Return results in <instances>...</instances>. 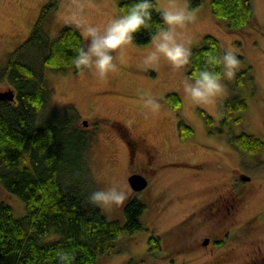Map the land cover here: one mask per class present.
I'll list each match as a JSON object with an SVG mask.
<instances>
[{"label": "rangeland", "instance_id": "rangeland-1", "mask_svg": "<svg viewBox=\"0 0 264 264\" xmlns=\"http://www.w3.org/2000/svg\"><path fill=\"white\" fill-rule=\"evenodd\" d=\"M50 1L0 0V67L7 64L10 53L30 36L42 8ZM119 2L60 0L58 9L48 15L44 32L50 39L55 38L70 24L66 22L67 17L81 6L88 23L106 24L119 12ZM156 3L158 8L170 3H187L190 7L188 0H156ZM252 3L254 16L250 24L232 31L214 17L211 0H201L200 5L192 9L196 14L195 22L182 30L191 38L192 48L210 34L220 41L222 51L230 48L239 58L236 75L224 81L225 94L215 104L194 105L186 97L180 81L188 75V66L174 70L166 61L155 69L144 66V56L153 50L151 42L145 45L133 42L127 46L118 58V70L103 79L74 68L65 72L44 69L45 79L54 90L51 105L60 109L67 104L74 105L80 114L78 125L92 137L88 158L97 190L117 182L126 187L127 152L116 134L118 120L125 123L132 134L147 135L149 142L160 150L159 158L130 164L132 169H145L163 178L152 192L155 204L151 206L148 200L151 208L143 214L144 230L124 236L120 250L101 256L97 264H128L131 261L135 264H264L260 259L264 256V221L248 236L246 231L237 230L234 237H219L223 240L221 247L201 244L207 235L233 227L218 225L217 221L209 219L217 216L219 208L212 205L203 210L201 207L227 192L233 173L236 174L234 183L239 186L247 175L248 166L255 161L252 156L261 157L255 166L264 172V147L247 156L229 142L232 136L242 133L255 135L264 142V0H252ZM75 26L83 35V27ZM83 38L86 44L84 35ZM244 70L248 74L244 83L238 84V74ZM4 89L7 85L0 83V90ZM145 91L159 98L161 109L158 113L152 114L142 103L140 94ZM172 92L182 99L178 109H172L165 99ZM233 97L243 99L248 108L239 114L241 121L232 119L223 125L222 107ZM200 110L213 118L211 125ZM180 119H184L194 132L185 141L179 138ZM84 120L88 122L86 126L82 124ZM2 201L13 208L17 217L25 215L24 201L0 184ZM246 203L239 223L264 208V182ZM103 210L109 218L124 219L119 207ZM158 211L155 222L153 217ZM190 214H193L192 222H184ZM152 235L162 237L161 247L154 252L149 251L148 240ZM252 240L257 241L253 244ZM258 246L260 254L255 251Z\"/></svg>", "mask_w": 264, "mask_h": 264}, {"label": "trees", "instance_id": "trees-1", "mask_svg": "<svg viewBox=\"0 0 264 264\" xmlns=\"http://www.w3.org/2000/svg\"><path fill=\"white\" fill-rule=\"evenodd\" d=\"M188 1L191 9L201 3ZM133 2L120 0L119 11ZM59 3L51 0L42 8L30 36L0 67V83L15 92L13 101L0 99V184L21 198L26 209L24 216L17 217L10 205L0 202V264H60V251L70 252L74 264H97L101 256L120 250L124 236L144 230L143 202L131 201L123 220L109 218L102 208L89 202V196L97 191L88 158L92 137L78 125L80 114L74 105L61 109L51 105L54 90L45 79L44 69L65 72L74 68L71 60L85 45L81 31L72 24L64 26L53 39L44 32L48 15ZM211 10L232 31L249 25L254 16L252 0H211ZM152 21L162 24L161 13L155 9ZM153 35L155 27L151 32L142 29L134 34V42L145 45ZM210 50L222 52L220 41L207 34L192 48L188 75L204 67L205 54ZM247 74L245 70L239 73L237 83H244ZM165 99L172 109L182 104L175 92ZM247 108L239 97L227 99L222 107L223 125L232 119L241 121L239 114ZM200 112L211 125L213 118ZM178 126L181 141L193 135L184 119ZM229 142L251 154L264 147L260 138L248 133L232 136ZM148 241L150 252L161 247L159 236L152 235Z\"/></svg>", "mask_w": 264, "mask_h": 264}, {"label": "clouds", "instance_id": "clouds-1", "mask_svg": "<svg viewBox=\"0 0 264 264\" xmlns=\"http://www.w3.org/2000/svg\"><path fill=\"white\" fill-rule=\"evenodd\" d=\"M161 13L162 24H154L152 10ZM83 7L73 11L66 22L83 27L87 43L76 50L71 64L77 72L89 71L103 79L118 70V58L127 46L134 42V34L140 30L151 32L153 50L143 58V65L155 69L166 61L172 69H184L191 65L193 56L192 41L182 31L195 22L196 14L187 3L177 5L170 3L157 8L156 0H134L103 25L88 23L83 17ZM240 61L232 49L217 53L210 50L205 54L204 67H197L191 75H185L180 81L183 92L194 105H210L225 94V80H231L239 69ZM219 69V70H217ZM142 103L152 114L161 109L159 98L151 92L140 94ZM89 202L102 209L113 206L122 207L129 199V191L121 183L94 191ZM60 264H74L75 257L66 251L58 254Z\"/></svg>", "mask_w": 264, "mask_h": 264}, {"label": "flooded vegetation", "instance_id": "flooded-vegetation-1", "mask_svg": "<svg viewBox=\"0 0 264 264\" xmlns=\"http://www.w3.org/2000/svg\"><path fill=\"white\" fill-rule=\"evenodd\" d=\"M117 123L118 132L116 134L122 140V143L124 144L127 152V174L125 177V183L126 189L129 191V199L125 202L122 207L119 208H121L124 213L125 207L131 201L138 200L146 205L144 213L149 212L151 206L155 204V201L152 198V192H154L153 189H156V185L160 183L163 178H161L160 176H153V174H151L148 170L145 169H132L130 164L135 163L138 160L143 161L148 160L150 158H159L160 150L155 144L149 142L147 135H134L131 133L130 128L121 120H118ZM245 154L249 156V154L251 153ZM252 158H254L255 161L253 164H248L249 166L246 170L247 175L244 177L243 182L239 186L234 183L236 174L233 173L230 177V187L227 189V192L201 207L203 210H205L207 207L209 208L214 205L217 209L219 208V213L217 214V216L211 217L209 219L217 221L218 225L223 224L227 226H233L231 228L226 229L225 231L222 230L219 231V233L213 232V234L211 233L210 235L204 237L201 242L204 247H221L223 245V240H221L219 237H234L236 235L237 230L246 231L248 236V233L250 235L252 232L256 231L263 225L264 208L255 212L254 214L245 218L241 223H239V215L242 211V208L245 206V203L254 196L258 185H261L262 182H264V172L262 170H258V167L255 166V162L259 161L261 157L252 156ZM133 174H140L144 178H146L147 185L145 188L136 191L131 187L129 183V178ZM148 200L151 206L148 203ZM158 216L159 211L154 214L153 220L155 222L157 221ZM192 220L193 214H190L187 218H185L184 222H192ZM159 237L161 242L162 237ZM256 241L257 240H252L251 243L254 244ZM258 248L259 249H255V251L256 253L260 254V246H258ZM253 259L254 258H252V260ZM260 259L264 261V256L260 257Z\"/></svg>", "mask_w": 264, "mask_h": 264}, {"label": "water", "instance_id": "water-1", "mask_svg": "<svg viewBox=\"0 0 264 264\" xmlns=\"http://www.w3.org/2000/svg\"><path fill=\"white\" fill-rule=\"evenodd\" d=\"M0 99H6L8 101H13L15 99V92L13 89L0 90ZM87 121H83V125H87ZM129 183L131 187L136 190H142L147 185V180L140 174H133L129 178Z\"/></svg>", "mask_w": 264, "mask_h": 264}]
</instances>
